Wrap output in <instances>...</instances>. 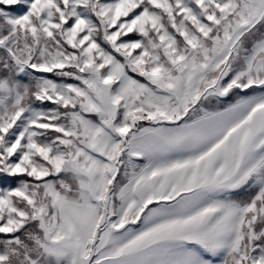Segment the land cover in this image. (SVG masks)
I'll return each mask as SVG.
<instances>
[{
  "label": "snow or ice",
  "instance_id": "6c2138e0",
  "mask_svg": "<svg viewBox=\"0 0 264 264\" xmlns=\"http://www.w3.org/2000/svg\"><path fill=\"white\" fill-rule=\"evenodd\" d=\"M0 264H264V0H0Z\"/></svg>",
  "mask_w": 264,
  "mask_h": 264
}]
</instances>
